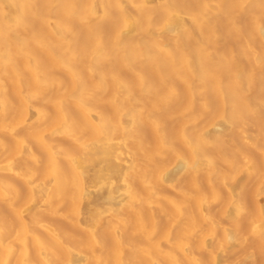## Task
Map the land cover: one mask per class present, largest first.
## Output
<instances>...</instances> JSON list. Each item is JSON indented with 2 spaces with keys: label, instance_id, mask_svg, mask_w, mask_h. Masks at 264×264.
I'll return each mask as SVG.
<instances>
[{
  "label": "bare ground",
  "instance_id": "bare-ground-1",
  "mask_svg": "<svg viewBox=\"0 0 264 264\" xmlns=\"http://www.w3.org/2000/svg\"><path fill=\"white\" fill-rule=\"evenodd\" d=\"M113 121L135 170L106 219L77 192ZM1 160L0 264H264V0H0Z\"/></svg>",
  "mask_w": 264,
  "mask_h": 264
},
{
  "label": "rangeland",
  "instance_id": "rangeland-1",
  "mask_svg": "<svg viewBox=\"0 0 264 264\" xmlns=\"http://www.w3.org/2000/svg\"><path fill=\"white\" fill-rule=\"evenodd\" d=\"M105 11L106 10L103 11V9L99 8L100 13H106L107 11L106 12ZM195 35L198 37V39H200V36H198L199 34L195 33ZM130 61H131V65H132V63H134V60L132 59ZM192 63H193V67L197 69L198 68V58L196 59V57H195L192 60ZM154 87H156V85H154ZM191 87L195 91V93H197V90H196L197 87L192 82H191ZM163 94L164 93H162L161 91H156L155 94H152L149 97V100H147V101H143V99L134 98V102L138 103L142 107V110L140 112L135 113V119H134L135 120V130L137 132L139 130L145 129L144 123L142 121V118H144L145 116L150 117L151 119H155V121L160 124L161 121L156 119V114H155L154 110L156 108L159 109L160 104L163 101H165ZM199 101H200L199 96L196 95L195 100H194L195 107H198V105L200 103ZM120 107L122 108V110L125 111V113L128 111L125 104L121 103ZM153 107H155V109ZM143 108L145 109L146 113L144 112ZM231 110H232L231 107L227 108V114H229L231 112ZM95 111H98V108H97V110L95 109ZM99 122L103 123V120L100 118ZM221 127L225 128L226 125L224 126V124H223ZM102 131H103V133H105L107 135V137H109L111 145L108 146L109 149L106 147L100 148L99 152L97 153V155H96V157H95V159L91 165V170H92L91 173H92L94 180L92 183L90 182L91 184L90 183L87 184V187L84 188L82 193L77 192V195H78V200L81 199L82 205L84 204L85 208L88 206L91 207V204L92 205L96 204V203H93L94 201H96V202L99 201V202H97V204L100 203L101 205H99L100 208H98L99 210L97 212V215H98V217H103V218L107 219V218H109V212L107 213V209H106L107 205H106V200L104 197H106L110 191L116 190L117 187H120V181L122 179H126V180L131 182L133 180V177H134V170L135 169H134V163L131 161L132 156H133L131 149L129 147H126V146L123 148H119L118 146L115 145V141L112 139L120 131L118 123L116 121L108 122V123H106V126H103ZM99 137L100 136H98V134L96 133V136L94 138H92L93 142L99 143ZM229 139H235V136L232 132L229 134ZM52 147L55 151L56 147H54V146H52ZM193 148H194V155H196V157L200 158V155L202 154L201 149L196 147V146H194ZM37 153H38V155L41 154L40 151H37ZM187 155H190V153H188ZM2 162H3V160H1L0 165ZM166 162H167L168 166L172 165L173 164V158L167 157ZM32 166H33L32 163L27 162L28 168H30ZM238 167H239V165H237V163H236L234 166V171H235L234 175L237 174V168ZM110 169H116L118 171H122V173H123L122 178L119 179L117 175L111 173ZM89 170H90V168H89ZM47 172L48 173L50 172V167H47ZM39 173H40V171H39ZM89 175H91V174H89ZM39 180L40 179L37 178L36 181L40 182ZM226 182H227L226 186L228 188L236 189L239 192V194H241V197H239V201L243 204L242 207H245L247 210L248 209L251 210L252 209L251 206L253 205L252 197H251V192H252L251 188L238 186V183H237L236 178L234 176H230L229 179L226 180ZM20 186H21L20 183L17 184V187L20 188ZM130 188L128 189L129 191L131 190ZM261 189H262V191H264V187H261ZM222 192H223V195L225 197L224 204L226 205V203H227V198L225 195L226 192L224 190ZM25 197L27 200H31L32 193L31 194L26 193ZM97 197H99L100 200H98L99 198L97 199ZM94 198H95V200H94ZM259 199H260V202H262L261 199H263V201H264V197L263 198L261 197ZM90 202H91V204H89ZM261 205H264V203L263 204L261 203ZM115 212H116V214L119 215L118 211L115 210ZM214 212L215 211L213 210L212 215L216 214ZM251 218H253V216ZM38 221L40 222V220H38ZM90 229L93 230L94 228H90ZM78 230L75 231L76 235H78V236L75 235V238L77 239V237H78L77 240L80 241L79 242L80 246H81V243L84 246L87 245L86 243H87L88 237H86V235H85V233H83L84 231L82 229H81V231H80V229H78ZM166 230H167V226L165 225L164 227L161 228V234L163 232H165ZM81 238H84V241L80 240ZM45 239H47V238H45ZM230 258H229V260L231 261ZM227 260H228L227 258H223L221 261L220 260L219 261L222 263L224 262V264H226V263H228ZM248 263L251 264L250 262H247V264Z\"/></svg>",
  "mask_w": 264,
  "mask_h": 264
}]
</instances>
